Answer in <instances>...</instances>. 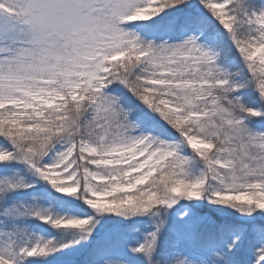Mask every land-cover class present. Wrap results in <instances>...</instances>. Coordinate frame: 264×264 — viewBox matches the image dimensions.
Listing matches in <instances>:
<instances>
[{
	"label": "snow or ice",
	"instance_id": "snow-or-ice-1",
	"mask_svg": "<svg viewBox=\"0 0 264 264\" xmlns=\"http://www.w3.org/2000/svg\"><path fill=\"white\" fill-rule=\"evenodd\" d=\"M0 264H264V0H0Z\"/></svg>",
	"mask_w": 264,
	"mask_h": 264
}]
</instances>
